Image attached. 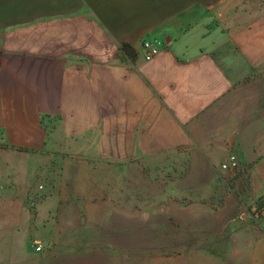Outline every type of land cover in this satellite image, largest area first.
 Instances as JSON below:
<instances>
[{"label": "crops", "instance_id": "1", "mask_svg": "<svg viewBox=\"0 0 264 264\" xmlns=\"http://www.w3.org/2000/svg\"><path fill=\"white\" fill-rule=\"evenodd\" d=\"M243 1L0 0V264H166L167 241L264 264L243 211L264 210V32ZM168 199L189 208H134Z\"/></svg>", "mask_w": 264, "mask_h": 264}, {"label": "rangeland", "instance_id": "2", "mask_svg": "<svg viewBox=\"0 0 264 264\" xmlns=\"http://www.w3.org/2000/svg\"><path fill=\"white\" fill-rule=\"evenodd\" d=\"M238 1V0H236ZM243 1V0H242ZM243 2H246V19H247V32L248 33H262L264 32V0H244ZM236 13L238 12V8L234 10ZM232 17L238 18V15H233ZM263 64H264V57H263ZM264 75V74H263ZM157 179V178H156ZM46 181V182H45ZM46 184L47 185V180L44 178H37V181L35 182L34 185L38 183ZM204 185H199V191H202L204 189ZM214 200L208 202L209 207H216L214 205ZM119 202H113V205H116ZM152 203V204H151ZM148 204H151L153 207H158V206H164L167 209H175V208H189L190 201H180V200H166V201H158L154 200V202L148 201V202H143L140 200H137L135 202L134 208L136 213H140L142 209L150 207ZM262 203H258L257 207L258 210H256V213L258 214L256 217L253 215H250V208L251 207H246L244 212L249 215V221L251 224V227L247 229V239L249 238H255L258 237L259 235L262 234V244L264 246V215L262 214L264 210L262 209ZM125 207V206H124ZM137 213V214H138ZM241 213L240 211L238 213V217H236L238 220H241ZM135 220L137 223H142L144 222V218L136 215ZM165 230L167 231L166 234L167 236H176L175 232L178 230H182L178 223V218L175 217H168V223L165 225ZM252 230V231H251ZM179 232V231H178ZM232 239L237 236V232L232 231L231 233ZM258 240V238H257ZM173 242L167 241V246L164 248H155L152 249V253H160L161 256H165L167 258L166 264H190V249L189 248H180L177 247L176 244L172 245ZM204 256H206L207 251H211V249L204 248ZM219 251V250H218ZM188 258L187 262L184 263L181 258ZM153 264V263H152ZM200 264H209L207 263V258H200ZM227 264H238L236 260H234L233 255L231 256L230 260H228ZM242 264H253L252 258L247 257L245 260H242Z\"/></svg>", "mask_w": 264, "mask_h": 264}, {"label": "built area", "instance_id": "3", "mask_svg": "<svg viewBox=\"0 0 264 264\" xmlns=\"http://www.w3.org/2000/svg\"><path fill=\"white\" fill-rule=\"evenodd\" d=\"M143 48L145 50V59L146 60H151L155 56H157L161 49L164 47V43L161 39L159 38H147L144 39L143 43ZM240 165L238 158L235 154L230 153L227 158L222 161L219 165V169L222 172H231L234 174H237L239 171ZM3 185L0 183V191L2 190ZM43 185L39 186V189H42ZM42 248L41 244L38 245L37 250H40Z\"/></svg>", "mask_w": 264, "mask_h": 264}]
</instances>
